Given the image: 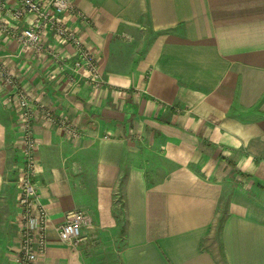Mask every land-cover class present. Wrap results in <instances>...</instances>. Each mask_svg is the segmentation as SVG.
Here are the masks:
<instances>
[{"label":"crops","instance_id":"obj_1","mask_svg":"<svg viewBox=\"0 0 264 264\" xmlns=\"http://www.w3.org/2000/svg\"><path fill=\"white\" fill-rule=\"evenodd\" d=\"M70 1L99 87L0 31V69L16 81L0 76V264L19 248L15 88L33 103L48 213L34 264H96L98 251L113 264H264V0ZM10 12L0 19L21 29ZM42 39L74 56L51 30ZM72 209L92 222L75 247L54 229Z\"/></svg>","mask_w":264,"mask_h":264},{"label":"built area","instance_id":"obj_2","mask_svg":"<svg viewBox=\"0 0 264 264\" xmlns=\"http://www.w3.org/2000/svg\"><path fill=\"white\" fill-rule=\"evenodd\" d=\"M7 6L0 0V11L11 10L12 18L21 20V29L11 27L7 21L0 19V31L7 38L15 39L22 48L28 47L37 55L49 54L61 73H66L67 81L74 84L83 79L88 84L99 87L103 79L99 72L98 61L93 50L84 44L77 33L66 23L64 14L74 13L75 8L70 0H12ZM51 30L56 38L65 45L74 48L72 58L52 50L43 42L46 30ZM76 75H79L76 78ZM0 76L10 85L16 81L3 69ZM14 95L18 105L21 131L22 165L18 170L16 185L18 189L17 206L19 208V248L17 264H34L45 253L47 245L48 213L39 200L34 177L36 175L35 152L38 141L33 136V106L27 94L15 88ZM45 116L50 118L49 112ZM67 132L78 135L77 130L68 123L61 122ZM90 216L79 209H72L64 214L62 222L55 226L58 239L69 246H77L87 239L82 228L91 225Z\"/></svg>","mask_w":264,"mask_h":264},{"label":"rangeland","instance_id":"obj_3","mask_svg":"<svg viewBox=\"0 0 264 264\" xmlns=\"http://www.w3.org/2000/svg\"><path fill=\"white\" fill-rule=\"evenodd\" d=\"M96 250H99V247H97ZM94 255L96 258V264H113V261L109 258V255H107L105 251H98L97 253H94Z\"/></svg>","mask_w":264,"mask_h":264}]
</instances>
